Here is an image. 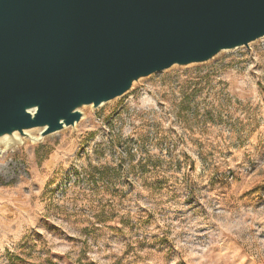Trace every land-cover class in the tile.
<instances>
[{
  "label": "rangeland",
  "instance_id": "374dc122",
  "mask_svg": "<svg viewBox=\"0 0 264 264\" xmlns=\"http://www.w3.org/2000/svg\"><path fill=\"white\" fill-rule=\"evenodd\" d=\"M30 135L0 140V264H264V38Z\"/></svg>",
  "mask_w": 264,
  "mask_h": 264
},
{
  "label": "water",
  "instance_id": "95a60500",
  "mask_svg": "<svg viewBox=\"0 0 264 264\" xmlns=\"http://www.w3.org/2000/svg\"><path fill=\"white\" fill-rule=\"evenodd\" d=\"M264 38V0H0V140L75 127L172 67Z\"/></svg>",
  "mask_w": 264,
  "mask_h": 264
},
{
  "label": "bare ground",
  "instance_id": "6f19581e",
  "mask_svg": "<svg viewBox=\"0 0 264 264\" xmlns=\"http://www.w3.org/2000/svg\"><path fill=\"white\" fill-rule=\"evenodd\" d=\"M32 132H28V138H24V137H21V136H19L18 134H15L14 136H13V138H3V139H10V140H7V141H5V145L7 146V145H10L13 141L12 140H15V138H16V136H19V137H21V138H23L24 140H26V139H29L30 137H31V134ZM39 135H40V131H39ZM3 139H1V140H3ZM40 139H41V137H40Z\"/></svg>",
  "mask_w": 264,
  "mask_h": 264
}]
</instances>
